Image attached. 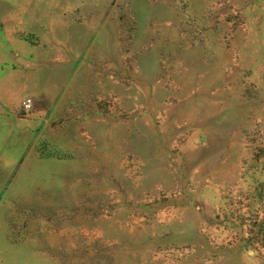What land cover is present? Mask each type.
I'll use <instances>...</instances> for the list:
<instances>
[{
    "label": "rangeland",
    "instance_id": "obj_1",
    "mask_svg": "<svg viewBox=\"0 0 264 264\" xmlns=\"http://www.w3.org/2000/svg\"><path fill=\"white\" fill-rule=\"evenodd\" d=\"M261 223L264 0H0V264H264Z\"/></svg>",
    "mask_w": 264,
    "mask_h": 264
},
{
    "label": "built area",
    "instance_id": "obj_2",
    "mask_svg": "<svg viewBox=\"0 0 264 264\" xmlns=\"http://www.w3.org/2000/svg\"><path fill=\"white\" fill-rule=\"evenodd\" d=\"M22 106H23V108H24L26 111H28V110L30 109V107H31V101H30V100H25V101H23V102H22Z\"/></svg>",
    "mask_w": 264,
    "mask_h": 264
},
{
    "label": "trees",
    "instance_id": "obj_3",
    "mask_svg": "<svg viewBox=\"0 0 264 264\" xmlns=\"http://www.w3.org/2000/svg\"><path fill=\"white\" fill-rule=\"evenodd\" d=\"M260 228H264V223L260 224ZM256 243V242H255ZM249 244H254V241L249 240Z\"/></svg>",
    "mask_w": 264,
    "mask_h": 264
}]
</instances>
